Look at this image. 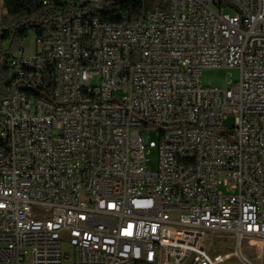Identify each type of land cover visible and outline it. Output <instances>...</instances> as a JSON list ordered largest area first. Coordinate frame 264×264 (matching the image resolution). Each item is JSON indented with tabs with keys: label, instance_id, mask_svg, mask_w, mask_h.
Returning <instances> with one entry per match:
<instances>
[{
	"label": "built area",
	"instance_id": "1",
	"mask_svg": "<svg viewBox=\"0 0 264 264\" xmlns=\"http://www.w3.org/2000/svg\"><path fill=\"white\" fill-rule=\"evenodd\" d=\"M18 1L75 13L7 60L0 264H260L242 243L264 242V0L115 23L87 12L102 0ZM204 69L239 79L205 86Z\"/></svg>",
	"mask_w": 264,
	"mask_h": 264
},
{
	"label": "trees",
	"instance_id": "2",
	"mask_svg": "<svg viewBox=\"0 0 264 264\" xmlns=\"http://www.w3.org/2000/svg\"><path fill=\"white\" fill-rule=\"evenodd\" d=\"M168 0H102L98 8L88 11L102 21H135L150 7L165 9ZM4 15L0 19V98L7 95L6 87L10 81L11 69L7 60L17 50L22 41L33 33L35 37L47 29L55 28L72 15L71 10L62 4L42 8L26 6L18 0H2ZM4 42L9 43L7 50L2 49ZM50 91V82L46 92Z\"/></svg>",
	"mask_w": 264,
	"mask_h": 264
},
{
	"label": "rangeland",
	"instance_id": "3",
	"mask_svg": "<svg viewBox=\"0 0 264 264\" xmlns=\"http://www.w3.org/2000/svg\"><path fill=\"white\" fill-rule=\"evenodd\" d=\"M152 11V9L149 7L146 12ZM4 15V10L2 8V0H0V19ZM9 47L8 42H4L2 44V49L5 51ZM23 48L25 53L28 55H32L35 51V35L33 33H30L27 38H25L20 47ZM16 51V50H15ZM14 51V53H15ZM13 53V54H14ZM239 79V71L237 69H204L201 73V81L203 85H225L227 87H233L235 83ZM93 85L98 84V78L95 77L92 81ZM233 119L232 117H228L224 121V127L230 128L232 126ZM149 135V145L145 147L144 149V158L147 159L148 165L153 170L156 167L157 163V144H158V131L154 129H150L148 131ZM223 190V189H222ZM224 237H227L225 234H221L220 238L216 240L217 247L219 251H225L230 250V242L222 240ZM257 241H244L242 243V253L245 254L248 257L255 258V254L257 253ZM61 250L63 254H66L67 256H70V259H72L71 256V250L67 246L66 243L61 244ZM71 261V260H70ZM70 261L65 260L64 264H70ZM260 264H264V258L260 261Z\"/></svg>",
	"mask_w": 264,
	"mask_h": 264
},
{
	"label": "bare ground",
	"instance_id": "4",
	"mask_svg": "<svg viewBox=\"0 0 264 264\" xmlns=\"http://www.w3.org/2000/svg\"><path fill=\"white\" fill-rule=\"evenodd\" d=\"M36 120H44V113H36ZM131 217H139V210H131Z\"/></svg>",
	"mask_w": 264,
	"mask_h": 264
},
{
	"label": "crops",
	"instance_id": "5",
	"mask_svg": "<svg viewBox=\"0 0 264 264\" xmlns=\"http://www.w3.org/2000/svg\"><path fill=\"white\" fill-rule=\"evenodd\" d=\"M257 255L260 256L261 260H262V258H264V242L263 243H257V253L255 254V256H257Z\"/></svg>",
	"mask_w": 264,
	"mask_h": 264
}]
</instances>
